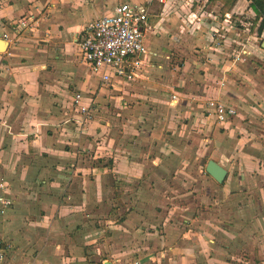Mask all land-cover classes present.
<instances>
[{
  "label": "crops",
  "instance_id": "obj_1",
  "mask_svg": "<svg viewBox=\"0 0 264 264\" xmlns=\"http://www.w3.org/2000/svg\"><path fill=\"white\" fill-rule=\"evenodd\" d=\"M183 1L127 0L106 9V0H0V39L8 44L0 52V196L9 201L0 250L10 247L0 264H264V130L255 128L264 126V103L245 106L236 85L220 86L227 66L218 73L205 63L189 86L183 68L172 91L179 103H170L164 61L176 39L168 37L175 26L186 36L182 22L199 14L194 0ZM123 3L146 7L149 54L134 80L106 84L75 38ZM28 18L33 28L21 30ZM185 36L180 43L188 46ZM200 42L202 50L212 40ZM210 75L220 79L207 83ZM76 94L93 102L85 133L74 123ZM210 101L237 110L220 131L212 127V138L194 137L210 142L209 161L227 169L223 184L207 173L194 179L179 158L192 150L180 135L190 116L205 108L201 121L213 126Z\"/></svg>",
  "mask_w": 264,
  "mask_h": 264
},
{
  "label": "rangeland",
  "instance_id": "obj_2",
  "mask_svg": "<svg viewBox=\"0 0 264 264\" xmlns=\"http://www.w3.org/2000/svg\"><path fill=\"white\" fill-rule=\"evenodd\" d=\"M124 1L127 0H106V9H111L118 2ZM138 1L141 3L148 0ZM188 2L190 1H183L184 5ZM154 4H157V1ZM191 4L193 5L191 10H195L199 14L198 16L196 15L193 17V23L188 22V16L184 19L185 22H182L187 26L184 34L186 33V36L190 38L189 45L185 46V44H181L183 43L182 37L185 35L183 36L181 34L183 33L181 32L183 30L180 26H175L174 33L171 32L174 35L171 34V36L168 37L176 39V42H169L168 49L170 50L171 58L164 61V67H169V70L167 71L170 72L168 82H166L167 95L170 96L172 91L176 90L177 82L182 78L181 75L184 67L186 72L190 71L188 77L185 76L186 78H184V80L188 82L186 85L189 86V82L193 84L194 82H198V78H201L203 70H201L200 65L205 63L209 67L213 66V70H216L218 73H220L223 66H227L228 73L226 79H221L223 85L221 84L220 86L224 87L227 84L233 87L236 85L238 87V93L246 100L244 102L245 104L243 103L245 106H253L256 108L258 105L264 103V98H260L264 97V23L262 19H258L254 11L251 10L250 2L248 0H237L229 16H223L220 13L221 5L214 4L212 0H194V3ZM212 9L213 13H211ZM154 10L160 13L158 7H155ZM201 14L203 15L201 16ZM183 18H180V20L182 21ZM197 19H201L203 24H200L201 22H198V24L194 23V21H198ZM157 20H159L157 13L153 12L152 16L149 18V23L151 22L154 24ZM208 21H213V27ZM170 24L174 25L171 21ZM176 32H178V34H176ZM242 34L243 39L241 40L240 35ZM206 39L212 40L209 48H205L204 45L202 50L196 47L198 45L196 42L201 44L200 41H207ZM146 42L148 44L152 42V36L149 33L146 35ZM210 53H213V58ZM237 56H239V59H237ZM212 59L215 63H218V65L212 64ZM226 60H228V63ZM217 66H219L218 70L216 69ZM234 68L241 72V74L235 72L234 78H229V76L232 75L231 70ZM211 79H213L214 82L218 81L220 78L218 75H210L207 83ZM240 84L243 86L246 85L247 88L240 90ZM243 99L240 100L243 101ZM172 110L173 109L170 111ZM244 110L250 112V109L248 108L240 109L242 113H244ZM253 112L254 114H250V116H252L251 118H257L259 114H255L257 113L255 110H253ZM201 114L200 117L190 116L189 127L183 128L182 134H180L181 137L183 135L184 138H190L189 140L182 142V144L185 147L190 146L192 150L190 152L186 151L185 154L179 158H182L184 161L186 160L185 166H188V169L191 171V176H194V179H205V177L208 176L205 171L209 161L207 151L210 146V142L206 143L202 141L199 143L194 137L203 140L209 139L212 138V136H209V132L213 130L212 127L217 128V131L221 130V128H219L220 126H218L220 123H218L216 119L212 122L213 126L208 121H201L208 116V112H206L205 108H201ZM263 116L264 110L263 115L260 114L258 117L264 119ZM255 128L264 130V126L255 125ZM211 133H213V131ZM193 146L196 147V149H194ZM199 148L202 151H199ZM199 176H201V178ZM194 179L193 182L195 183ZM172 183L173 182H171V185ZM173 187L174 186L172 185V188Z\"/></svg>",
  "mask_w": 264,
  "mask_h": 264
},
{
  "label": "built area",
  "instance_id": "obj_3",
  "mask_svg": "<svg viewBox=\"0 0 264 264\" xmlns=\"http://www.w3.org/2000/svg\"><path fill=\"white\" fill-rule=\"evenodd\" d=\"M158 1L165 3L167 0ZM147 19L145 6L123 3L118 5L112 14L90 24L80 37L75 38V43L81 48L91 72L98 75L103 83H110L114 79L132 81L142 71L145 57L149 54L145 43ZM33 24V19L28 18L20 22L19 27L21 30L31 29ZM240 38L243 39V34ZM179 100V95L173 93L170 103L176 106ZM73 103L78 107L81 116L80 119L74 120V123L80 126V132L85 133L94 119L93 102L84 104L83 96L76 94ZM208 106L220 124L237 115L235 108L219 101H210ZM0 188H3V185H0ZM8 206L9 201L0 196V213L4 214ZM9 248L8 246L0 250V262L6 259Z\"/></svg>",
  "mask_w": 264,
  "mask_h": 264
},
{
  "label": "water",
  "instance_id": "obj_4",
  "mask_svg": "<svg viewBox=\"0 0 264 264\" xmlns=\"http://www.w3.org/2000/svg\"><path fill=\"white\" fill-rule=\"evenodd\" d=\"M8 44L6 41L0 39V52L7 50ZM264 47V43H263ZM206 173L211 176L217 183L223 184L227 178L228 171L217 162L210 160L206 166ZM104 264H113L112 262H105Z\"/></svg>",
  "mask_w": 264,
  "mask_h": 264
},
{
  "label": "trees",
  "instance_id": "obj_5",
  "mask_svg": "<svg viewBox=\"0 0 264 264\" xmlns=\"http://www.w3.org/2000/svg\"><path fill=\"white\" fill-rule=\"evenodd\" d=\"M250 8L254 11L258 19H262L264 23V0H248ZM214 4L221 5V14L225 16L234 8L237 0H212Z\"/></svg>",
  "mask_w": 264,
  "mask_h": 264
}]
</instances>
